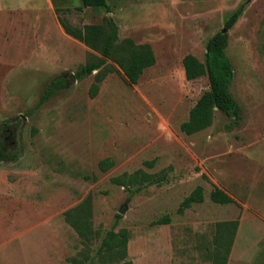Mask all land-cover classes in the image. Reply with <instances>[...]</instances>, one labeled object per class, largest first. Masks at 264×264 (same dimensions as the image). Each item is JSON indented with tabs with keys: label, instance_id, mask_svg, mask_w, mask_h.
<instances>
[{
	"label": "rangeland",
	"instance_id": "rangeland-1",
	"mask_svg": "<svg viewBox=\"0 0 264 264\" xmlns=\"http://www.w3.org/2000/svg\"><path fill=\"white\" fill-rule=\"evenodd\" d=\"M24 1L0 0V131L15 128L17 139L14 160L0 163V264H123L102 262L97 253L110 230L127 231L133 264H210L216 223L236 219L228 264H264V0H108L112 12L53 0L58 18L78 26L112 19L119 40L148 43L155 52L137 84L118 69L95 97L89 91L97 71L71 76L100 52L59 34L46 3ZM242 4L227 47L240 124L229 128L233 119L217 109L210 127L187 134L181 124L209 79L187 80L183 58L204 60L209 39ZM36 32L41 40L33 46ZM61 76L65 86L29 113ZM108 157L115 163L102 171ZM139 169L157 181H112ZM198 186L204 201L180 213ZM216 187L233 202L212 201ZM89 194L101 232L90 250L64 216ZM166 214L171 223L157 224Z\"/></svg>",
	"mask_w": 264,
	"mask_h": 264
},
{
	"label": "trees",
	"instance_id": "trees-1",
	"mask_svg": "<svg viewBox=\"0 0 264 264\" xmlns=\"http://www.w3.org/2000/svg\"><path fill=\"white\" fill-rule=\"evenodd\" d=\"M81 3L82 6H79V9L83 7L104 8L108 12H112L108 0H81ZM244 9V4L239 6L226 19L224 27L226 31L224 32L222 29L209 39L204 60L194 54H187L183 58L187 80H194L205 75L209 79V89L200 96L191 108L188 119L181 124V130L187 134H194L210 127L213 124L217 109L233 119L227 124L229 128L240 124L242 107L231 91L235 71L227 47L229 30L236 24ZM56 10L58 11V9ZM59 21L66 33L98 50L101 54V57L88 61L75 72L76 79H82L97 71L95 83L91 85L89 91L92 97L97 95L100 83L108 74L120 69L127 83L137 84L144 71L156 63V55L150 44H138L130 38L119 40L118 26L112 19L108 18L102 23H90L83 26L74 25L60 16ZM108 60H111L112 63H109ZM66 82V77H58L53 84L45 89L37 105L31 108L29 113H34L44 102L55 96L65 86ZM1 133L0 131V163L9 162L14 158L4 147ZM114 163L112 158H104L99 162V167L102 171H107ZM147 163L152 165L150 162ZM112 181L131 187L137 184H151L157 180L154 174L139 169L131 174L124 173L121 176L113 177ZM204 198V188L198 186L184 198L178 211L183 213L194 203L203 202ZM210 198L212 201L221 204L233 202L232 196L219 187L211 191ZM64 216L66 222L75 229L90 250L95 239L101 234L100 230L94 227L92 194H89L78 205L67 209ZM171 221V216L166 214L156 220V223L169 224ZM238 227V219L220 220L216 223V231L213 236L212 264H228ZM128 240L126 230L108 231L97 252L98 255H101L102 262H106V258H115L122 261L123 264H133L132 260H127L129 256ZM73 262L76 260L74 259Z\"/></svg>",
	"mask_w": 264,
	"mask_h": 264
},
{
	"label": "crops",
	"instance_id": "crops-1",
	"mask_svg": "<svg viewBox=\"0 0 264 264\" xmlns=\"http://www.w3.org/2000/svg\"><path fill=\"white\" fill-rule=\"evenodd\" d=\"M24 2H26V4L28 5V4H32V5H35V4H37L38 6H39V4L40 3H46L48 6H49V8H50V10H51V12L53 13V17H54V19L56 20V24H57V27H58V32H59V34L61 33V32H64V33H66L65 32V30H64V28H63V26L61 25V23H60V21H59V18H58V15H57V12H56V7H55V5H54V2H53V0H25ZM25 4V5H26ZM23 8H25V6H22V8H20V10H22ZM10 12H13L12 10H9ZM15 11V10H14ZM46 33H52L53 35V37H51V38H54V30L52 29V28H50V26H48L47 27V29H46ZM30 39L32 38V36H30L29 37ZM42 39H43V36H42ZM39 40H41V38L39 37V35L37 34V32L36 33H34V36H33V46H36V45H34V44H36ZM29 46H30V43L28 44ZM212 253H213V250H212V252H211V255H212ZM211 257V256H210ZM210 264H212V257H211V259H210Z\"/></svg>",
	"mask_w": 264,
	"mask_h": 264
},
{
	"label": "flooded vegetation",
	"instance_id": "flooded-vegetation-1",
	"mask_svg": "<svg viewBox=\"0 0 264 264\" xmlns=\"http://www.w3.org/2000/svg\"><path fill=\"white\" fill-rule=\"evenodd\" d=\"M2 139L4 141V147L7 151L13 148L17 144L16 131L15 128H5L4 133H1Z\"/></svg>",
	"mask_w": 264,
	"mask_h": 264
},
{
	"label": "water",
	"instance_id": "water-1",
	"mask_svg": "<svg viewBox=\"0 0 264 264\" xmlns=\"http://www.w3.org/2000/svg\"><path fill=\"white\" fill-rule=\"evenodd\" d=\"M224 32L226 31V29L223 30ZM72 81L76 80V77L74 75L71 76ZM122 212H125V210H122Z\"/></svg>",
	"mask_w": 264,
	"mask_h": 264
}]
</instances>
